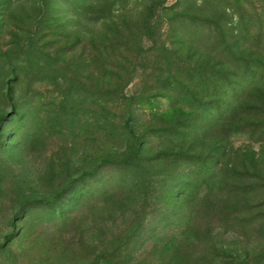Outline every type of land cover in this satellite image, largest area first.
Segmentation results:
<instances>
[{
  "label": "rangeland",
  "instance_id": "obj_1",
  "mask_svg": "<svg viewBox=\"0 0 264 264\" xmlns=\"http://www.w3.org/2000/svg\"><path fill=\"white\" fill-rule=\"evenodd\" d=\"M263 130L264 0H0V264H264Z\"/></svg>",
  "mask_w": 264,
  "mask_h": 264
},
{
  "label": "trees",
  "instance_id": "obj_2",
  "mask_svg": "<svg viewBox=\"0 0 264 264\" xmlns=\"http://www.w3.org/2000/svg\"><path fill=\"white\" fill-rule=\"evenodd\" d=\"M153 17H154V13L150 11V13H149V22H150V20H151ZM149 22H148V24H147V23L145 24V26H144V31L147 33V35H145V36H147V37L150 38V34L152 33V29H151V26H150ZM148 35H149V36H148ZM248 108H249V110H250V109L253 110V109L250 108V107H248ZM247 113H248V112H247ZM263 135H264V130H263Z\"/></svg>",
  "mask_w": 264,
  "mask_h": 264
}]
</instances>
